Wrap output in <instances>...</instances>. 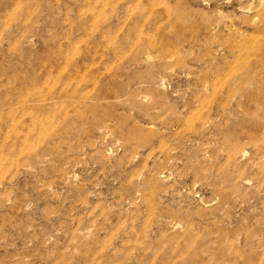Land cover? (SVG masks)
Segmentation results:
<instances>
[{"label":"rangeland","instance_id":"obj_1","mask_svg":"<svg viewBox=\"0 0 264 264\" xmlns=\"http://www.w3.org/2000/svg\"><path fill=\"white\" fill-rule=\"evenodd\" d=\"M0 264H264V0H0Z\"/></svg>","mask_w":264,"mask_h":264}]
</instances>
